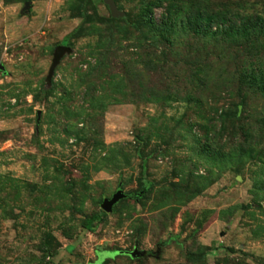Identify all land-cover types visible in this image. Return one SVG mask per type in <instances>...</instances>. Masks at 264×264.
<instances>
[{
  "label": "rangeland",
  "instance_id": "1",
  "mask_svg": "<svg viewBox=\"0 0 264 264\" xmlns=\"http://www.w3.org/2000/svg\"><path fill=\"white\" fill-rule=\"evenodd\" d=\"M114 1L0 0V264H264V0Z\"/></svg>",
  "mask_w": 264,
  "mask_h": 264
},
{
  "label": "trees",
  "instance_id": "2",
  "mask_svg": "<svg viewBox=\"0 0 264 264\" xmlns=\"http://www.w3.org/2000/svg\"><path fill=\"white\" fill-rule=\"evenodd\" d=\"M189 28L197 34L204 35V36H216V35H225V36H232L235 29L232 24L224 25L223 23L218 24V28L216 31L212 32L209 29L207 23H197L193 21H189ZM175 24L171 20H164L161 23H157L156 20L152 17V5H149L144 8L143 13L140 17V21L138 23V29H147L149 31H173ZM220 27V28H219ZM78 30V29H77ZM75 30L73 33L69 34L66 37V42L75 34L77 31ZM245 32L246 29H244ZM264 83V82H263ZM259 84H262L259 82ZM264 88V87H263ZM236 116V115H235ZM254 146V144H252ZM127 199H131L133 201L139 202L142 197L144 196L143 192L137 193H129L127 194ZM98 220V216H93L89 220L86 221L85 227L89 230L94 222Z\"/></svg>",
  "mask_w": 264,
  "mask_h": 264
},
{
  "label": "water",
  "instance_id": "3",
  "mask_svg": "<svg viewBox=\"0 0 264 264\" xmlns=\"http://www.w3.org/2000/svg\"><path fill=\"white\" fill-rule=\"evenodd\" d=\"M104 2L109 6L112 15L114 17L122 16L123 13L119 11L116 7L114 0H104ZM31 7L30 2H26L25 6L23 8V13H26L28 9ZM67 53H71V49L66 46H59L55 50L54 59L51 67V74L54 72L55 68L59 64L60 60L63 58V56ZM41 111L37 112V123L40 122L41 119ZM128 196L125 192H123L121 189L117 190L115 194L111 198L104 199L102 203V209L105 213H112L114 211L115 206L122 200L126 199ZM131 259H143L148 256L147 252L140 251L138 247H135V249L129 253H126ZM160 255V251L156 254V258H158Z\"/></svg>",
  "mask_w": 264,
  "mask_h": 264
},
{
  "label": "flooded vegetation",
  "instance_id": "4",
  "mask_svg": "<svg viewBox=\"0 0 264 264\" xmlns=\"http://www.w3.org/2000/svg\"><path fill=\"white\" fill-rule=\"evenodd\" d=\"M127 256H128V255H127ZM148 256H149V254H148ZM132 260H141V259L136 258V259H132Z\"/></svg>",
  "mask_w": 264,
  "mask_h": 264
}]
</instances>
